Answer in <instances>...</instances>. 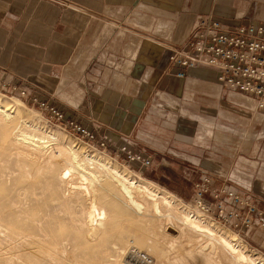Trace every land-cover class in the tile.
I'll use <instances>...</instances> for the list:
<instances>
[{"label": "rangeland", "instance_id": "374dc122", "mask_svg": "<svg viewBox=\"0 0 264 264\" xmlns=\"http://www.w3.org/2000/svg\"><path fill=\"white\" fill-rule=\"evenodd\" d=\"M161 23L162 21L157 24L154 32L164 38H171L176 27H167ZM187 34L185 33L177 45H169L170 51L179 46ZM201 68L203 70L198 72L190 70L188 73L198 76L200 80L187 82L188 79H184V87L187 82L188 88L185 87L179 93L155 88L149 97L148 106L141 108V112L139 108L137 114L131 110V107L91 106L90 109L102 110L103 108V115L107 120L118 118L115 114L119 118L128 116L137 120L132 128L127 121L122 124L117 122L118 124H115L119 126L116 127L117 129L113 125L115 122L110 121L106 126L110 129L113 127L114 130L129 132V135L124 133L126 137L121 142V146L133 145L138 150L153 155L152 163L146 167L136 160L129 159L123 153L116 156L113 152L115 150L111 147L107 151L97 149L92 142L72 134L69 130L55 128L45 124L44 121H39L40 108L37 105L19 95L0 89V101L13 107L17 117L8 126L6 136L8 135L9 138L0 132V188L3 189H0V206L3 207V212L0 213V264H27L25 252L31 251L23 246L22 240L11 235L8 212L22 222V225L26 224L23 225V231L29 228V232L34 233L33 237L38 238L36 240L39 241V245L42 248L46 247L44 255L40 254L37 264H175L174 255L181 246L180 239L177 238L181 228L177 221L168 218L160 219L155 223V232H152L146 225V222L152 218V212L146 210L148 215L144 217L145 223L131 222L129 219L137 215L133 209L126 207L127 204L124 203L126 199L115 187L114 198L126 213V217L119 221L120 229H118L124 235L123 238L118 237L117 234L108 235L109 239L103 238L99 233L100 225L94 229L89 223L87 224L83 207L89 205L88 196L71 193L69 187L59 182V179L56 180L59 192L52 195L45 186L46 172L40 165L34 169L30 166L22 167L20 159L22 156L14 145H10V140L16 128L18 129L21 125L22 128L26 127L21 122L24 119L31 121V124L39 122L47 130L51 129L52 133L58 134L64 142L79 149L81 153L103 157L119 169L127 171L134 178L141 176L154 182L161 189L171 193L180 210H195L193 208L196 206L193 201L195 183L204 174L214 177L219 184L225 183L232 186L250 203L256 205L260 212L250 214L252 215L251 225L245 223L249 209L248 203L239 205L229 202V208H236V211L241 212L237 227L230 221L226 222L208 213H204V218L221 231L236 236L249 254L264 261V108L258 106L255 96L236 90L229 91L223 87L213 68L204 66ZM207 69L212 70L210 74L206 71ZM207 75H212L214 81L207 79ZM64 82L63 79L62 83ZM65 87H67L66 84H63L53 96H56L57 101L47 98L63 109H65L63 104H66L70 109H80L90 114L86 110L88 108H81L78 103L80 98L85 99L88 96L89 91L78 87L71 90ZM97 94L99 97L100 92ZM93 96L95 95L92 94L91 97ZM160 97L163 100L159 99ZM159 102L163 105H158ZM149 112L151 115L144 118V115ZM132 115H137L138 118ZM0 124H4L1 116ZM18 159L20 160L17 161ZM35 161L34 159V164H37ZM63 164V162L59 163V173L64 171L66 165ZM29 176L33 177L29 178ZM108 180L110 182V179ZM7 205L12 206L8 208ZM28 237L26 238L29 239ZM140 253L147 256L146 260L140 259L137 255ZM161 253L164 255L161 256ZM227 258L230 259L232 256L228 255Z\"/></svg>", "mask_w": 264, "mask_h": 264}, {"label": "crops", "instance_id": "0c3cea01", "mask_svg": "<svg viewBox=\"0 0 264 264\" xmlns=\"http://www.w3.org/2000/svg\"><path fill=\"white\" fill-rule=\"evenodd\" d=\"M199 14L234 24L264 22V0H0V72L31 79L38 95L52 101H57L53 96L63 84L66 89L89 91L78 103L90 114L66 104L64 108L105 134L115 150L129 132L106 125L115 122L117 129V122L127 121L132 128L137 120L116 114L118 118L107 120L103 108L91 106L131 107L137 114L139 108L141 112L148 106L155 88L176 94L188 88V81H199L188 73L201 67L177 76L168 48L181 42ZM161 21L176 27L171 38L154 32ZM210 70L206 71L210 74ZM184 79H188L185 87Z\"/></svg>", "mask_w": 264, "mask_h": 264}, {"label": "bare ground", "instance_id": "6f19581e", "mask_svg": "<svg viewBox=\"0 0 264 264\" xmlns=\"http://www.w3.org/2000/svg\"><path fill=\"white\" fill-rule=\"evenodd\" d=\"M15 112L13 107L9 106V104L0 101V116L4 121V124H0V132L3 136H6L10 122H13V120L17 118ZM17 121L19 122V120ZM21 122L26 127L22 128L23 126L18 123L21 127L14 130L10 145H14L15 148L19 150V155L22 156L20 158L22 167L28 168V166H30L34 169L40 165L41 168L44 169V172H46L45 186H47V190L50 191L52 195H56L59 192V187L56 184V180L59 179V182H63V184L65 183L69 187V190L72 191L71 193L88 196L89 205L83 207L85 208L83 210L86 214L87 224L89 223L92 226L91 228L94 229L100 225L99 233L103 238H107L110 235L115 236V234L123 238L124 235V233L122 231L120 232L118 229H120L119 221L126 217V213L124 209L121 208V204L114 198L113 189L117 188L126 199L124 202L127 204L126 207L133 209L137 215L135 218L129 219L131 222L135 224L145 223L144 217L148 215V213H146V210H148L152 212V218L146 222V225L152 232H155V223L160 219H173L179 223L181 232L177 238L180 239L181 246L176 252V255H174L175 264H191L192 262L196 264H264L262 259H258L252 256V254H249L241 245V242L236 239V236L227 234L215 227L211 222H208L204 218L206 212H203L196 206L193 207L195 210H180L177 201L171 196V193L161 189L154 182H150L141 176L139 178H134L130 176L127 171L119 169L103 157L91 155L90 153L87 154L85 152L81 153L79 149L64 142L58 134L52 133L53 131H51V129L47 130V128H44L39 122L31 124V121L26 119L21 120ZM6 137L9 138L8 135ZM38 158L39 160L37 161ZM34 159L37 161H35L37 164H34ZM61 162L66 166L64 171L59 173V163ZM27 174H29V172ZM30 174L32 175V173ZM30 177L33 176H29V178ZM107 179H110V182L109 180L107 181ZM32 186L34 188V185ZM0 189L3 190L2 188ZM42 192L43 191H41V193ZM10 207L8 206V208ZM12 209L13 208H11V210ZM11 210L9 211L11 212ZM1 212H3V207L0 206V213ZM7 215L10 216L7 217L9 225H11V235L16 239L22 240L23 246L31 250L30 252H25L26 263L31 264V262L34 261L32 264H37L40 254L44 253L46 247L42 248V246L39 245V241L36 240L37 237H33L34 233L31 231L29 232V228H27L28 225L25 227L27 229L23 231V225L26 224L23 223L22 225V222L12 217L9 212ZM27 236L30 238L28 237L29 239H27ZM101 240L103 239L101 238ZM125 252L126 251L123 249V253ZM140 254H137L140 259L145 260ZM163 255L164 253H161V256ZM228 255H231L232 258L228 259Z\"/></svg>", "mask_w": 264, "mask_h": 264}, {"label": "built area", "instance_id": "2783aa9c", "mask_svg": "<svg viewBox=\"0 0 264 264\" xmlns=\"http://www.w3.org/2000/svg\"><path fill=\"white\" fill-rule=\"evenodd\" d=\"M169 58L176 67L177 76L184 77L186 70L194 67H211L216 71L219 82L227 84L232 90L255 96L258 106L264 108V22L234 24L212 14H199L194 18L185 40L172 48ZM0 89L37 105L40 108L39 121L69 130L92 142L97 149H110V140L105 134L67 114L63 107L48 98L40 97L31 79L0 72ZM157 94L160 96L159 92ZM159 99L163 100L161 97ZM158 105L162 106L163 103L159 102ZM113 152L116 156L123 153L129 159L141 161L144 167L153 160V155L133 150L127 144ZM193 201L203 212L230 221L235 227L239 224L241 212L229 208L230 201L239 205L249 204L246 225L250 226L252 215L259 212L257 206L245 199L237 189L225 183L219 184L214 177L206 174L195 183ZM141 256L144 259L147 257Z\"/></svg>", "mask_w": 264, "mask_h": 264}]
</instances>
